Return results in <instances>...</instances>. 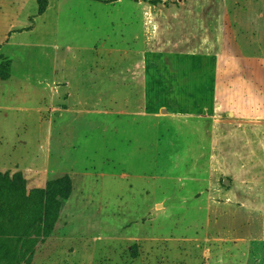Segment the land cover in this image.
<instances>
[{"label": "rangeland", "instance_id": "rangeland-1", "mask_svg": "<svg viewBox=\"0 0 264 264\" xmlns=\"http://www.w3.org/2000/svg\"><path fill=\"white\" fill-rule=\"evenodd\" d=\"M46 2L0 0V173L72 184L28 264H264V0Z\"/></svg>", "mask_w": 264, "mask_h": 264}, {"label": "trees", "instance_id": "trees-1", "mask_svg": "<svg viewBox=\"0 0 264 264\" xmlns=\"http://www.w3.org/2000/svg\"><path fill=\"white\" fill-rule=\"evenodd\" d=\"M37 5L39 14L47 8L46 0H37ZM71 192L69 177L26 191L20 173H0V261L28 264L35 246L51 235Z\"/></svg>", "mask_w": 264, "mask_h": 264}, {"label": "crops", "instance_id": "crops-1", "mask_svg": "<svg viewBox=\"0 0 264 264\" xmlns=\"http://www.w3.org/2000/svg\"><path fill=\"white\" fill-rule=\"evenodd\" d=\"M256 48H257V47H255V46L253 47V46H252V47H251V50H252V51H256ZM226 53H227V52L224 51V52H222L220 55H221L222 57H223V56L225 57V56L227 55ZM218 55H219V54H218ZM225 58H226V57H225ZM256 60H257V59H256ZM242 61H243V59H242ZM240 62H241V61H240ZM241 63H242V62H241ZM245 65H247V63H245ZM252 66H253L254 68H257V67H258V65H257V61H255L254 63H252Z\"/></svg>", "mask_w": 264, "mask_h": 264}]
</instances>
